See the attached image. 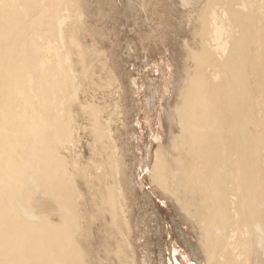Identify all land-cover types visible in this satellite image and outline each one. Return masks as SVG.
I'll return each instance as SVG.
<instances>
[{
	"label": "bare ground",
	"instance_id": "1",
	"mask_svg": "<svg viewBox=\"0 0 264 264\" xmlns=\"http://www.w3.org/2000/svg\"><path fill=\"white\" fill-rule=\"evenodd\" d=\"M191 1L202 5L149 178L196 231L189 258L264 264V0ZM90 11L85 0H0V264L147 262L124 123L113 118L121 89L109 110L79 99L94 76ZM79 130L91 139L87 161ZM176 252L158 264L176 263Z\"/></svg>",
	"mask_w": 264,
	"mask_h": 264
},
{
	"label": "rangeland",
	"instance_id": "2",
	"mask_svg": "<svg viewBox=\"0 0 264 264\" xmlns=\"http://www.w3.org/2000/svg\"><path fill=\"white\" fill-rule=\"evenodd\" d=\"M85 1L91 6L90 30L85 40L87 45H92L87 52L90 72L94 76L91 81L81 83L83 91L79 99L93 105H105L109 110L113 108L110 94L116 88L121 89L122 93H118L120 108L113 118L119 117L124 123V127L119 125L120 143L128 167V196L133 207L131 219L139 228V253L143 258L148 257L146 264H158L160 255H168L173 246L178 251L173 264H185L184 258L191 260L189 264H198L199 260L195 262L189 258L190 248L197 246L196 231L151 183L149 168L157 148L155 137L166 139L168 136L167 120L163 118L168 108L176 103L173 88L182 80L186 44L192 43L191 34L196 27L194 10L201 3L193 9L191 0H187L188 5L183 0ZM165 79L171 81L168 80L167 89L162 84ZM156 90L157 97L154 96ZM148 99H154L151 107ZM84 121L79 117L76 119L82 126L87 124ZM75 141L76 149L82 150L87 161L90 147L86 143H91L88 133L77 131Z\"/></svg>",
	"mask_w": 264,
	"mask_h": 264
}]
</instances>
